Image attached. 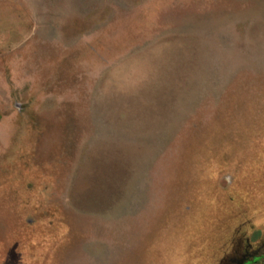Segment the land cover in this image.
I'll list each match as a JSON object with an SVG mask.
<instances>
[{
    "label": "rangeland",
    "instance_id": "rangeland-1",
    "mask_svg": "<svg viewBox=\"0 0 264 264\" xmlns=\"http://www.w3.org/2000/svg\"><path fill=\"white\" fill-rule=\"evenodd\" d=\"M180 24L189 31L121 71L133 50ZM262 87L264 0H0V153L17 107L31 101L51 121L41 153L65 130L74 146L61 201L79 218L81 243L65 264L217 262L224 217L235 224L246 208L264 217V129L256 137L244 118L257 106L264 113V97H245ZM225 104L243 106L242 119L237 110L222 115L199 138L200 124L231 109ZM223 140L232 168L255 157L249 167L263 179L252 172L243 195L212 199L221 157L207 151Z\"/></svg>",
    "mask_w": 264,
    "mask_h": 264
},
{
    "label": "flooded vegetation",
    "instance_id": "flooded-vegetation-1",
    "mask_svg": "<svg viewBox=\"0 0 264 264\" xmlns=\"http://www.w3.org/2000/svg\"><path fill=\"white\" fill-rule=\"evenodd\" d=\"M128 29L124 30V34H132ZM131 31L134 33L135 30ZM253 90L255 92L250 94V97L245 96L246 102L248 100L257 104L258 97H264V93L257 94L256 91L264 90V87ZM241 98L243 97H238L236 104ZM225 105L231 109L221 108L218 118L210 119L205 125L200 124L199 128L202 127V130L198 132L199 138H205L208 128L221 123L223 119L221 121L219 119L222 115L224 119H232L233 111L237 110L238 113L235 114L239 120L245 112V108L237 106L238 104L236 107ZM252 111L244 113V118L249 119L246 124L264 123L258 106ZM50 122L36 114L33 101L26 106L17 107L16 116L12 119V123H15L14 134L9 140V146L0 153V212L1 218L5 219L0 222V264H65L80 246L79 218L67 211L61 201V191L74 146L69 143L68 131L65 130L63 135L60 134L54 139L46 153H41L42 139L50 132ZM229 125L223 127L226 129ZM191 133L186 138V146L182 142L183 152L189 151L184 150L192 139ZM225 143L224 141L220 146L219 152L209 151L213 156L221 157L219 163L212 168L213 171L210 170L214 174L217 173L210 180L211 190L206 192L212 199L219 194L226 195L227 198L233 191L235 197L243 195L239 191L243 188L246 176L252 172L259 174L256 181L263 179L262 172L249 167L253 158L247 166H239L234 170L225 161L224 155L231 153L225 150L228 146H225ZM220 167L222 172H218ZM230 173H234L235 180L229 179ZM224 178H228L227 188L220 187V182ZM6 186L9 187L5 188ZM248 194L251 196L252 193ZM251 199H248L250 203L255 204L256 201ZM173 206V200L166 197L163 207L172 212ZM247 213L248 208L235 224L231 222L226 225L224 217L221 229L217 232V237L224 240L223 249L221 248L219 252V260L212 264H264V217Z\"/></svg>",
    "mask_w": 264,
    "mask_h": 264
},
{
    "label": "crops",
    "instance_id": "crops-1",
    "mask_svg": "<svg viewBox=\"0 0 264 264\" xmlns=\"http://www.w3.org/2000/svg\"><path fill=\"white\" fill-rule=\"evenodd\" d=\"M172 19H174V18H172ZM184 19L185 18H182L181 19V23H183V21H184ZM174 21V20H173ZM174 22H176L177 23V19L174 21ZM181 25V24H180ZM179 25V26H180ZM189 28H188V26L187 25H185V24H182L181 25V28H175V29H172L169 33H164V34H162V35H156L154 38H152V40H150L148 43H146L145 45H143L142 47H138V48H136L135 50H133L127 57H125L123 60H121L120 62H119V64H118V66L119 65H121V63L123 62L124 64V66L121 68V71H124V70H127V69H132L133 68V66L134 65H132V66H130V67H128L127 68V65H130V64H134V63H136V62H138V61H140V60H144L146 57H148V56H150V55H152V48H153V44L155 43V42H157V43H160V42H163V41H165L167 38H168V36H170V35H172L173 33H178L179 31H180V33H183V31H186V32H188L189 30H188ZM181 37H185V36H183V35H181ZM117 66V65H116ZM116 66L115 67H113L112 69H114V68H116ZM111 69V70H112ZM110 70V71H111ZM224 83H221V85H223ZM125 135V134H124ZM118 136V135H117ZM116 136V137H117ZM126 136V135H125ZM126 138H128V139H130V136H126Z\"/></svg>",
    "mask_w": 264,
    "mask_h": 264
},
{
    "label": "trees",
    "instance_id": "trees-1",
    "mask_svg": "<svg viewBox=\"0 0 264 264\" xmlns=\"http://www.w3.org/2000/svg\"><path fill=\"white\" fill-rule=\"evenodd\" d=\"M262 112H263V110H261L260 111V113H261V115L264 117V113L262 114ZM248 127H250V128H252L254 131H255V136H258V135H260L259 134V131H261V129H264V123H260V122H257V123H254V124H251V125H248ZM228 128L229 127H227L226 128V130H228ZM230 134V133H229ZM228 135V134H227ZM226 135V136H227ZM225 140H223L221 143H223ZM219 144L220 146L222 145V144ZM226 143H228V145L230 146V142L229 141H226ZM231 147H229V149H230ZM260 148V147H259ZM258 148V150H260ZM237 150V149H236ZM207 152H209V151H207ZM256 158H259V157H256ZM253 159H255V157H253ZM229 159H228V156H226L225 157V161H228ZM239 166H243V161L242 160H240L238 163H237V165H234L233 166V169L235 170L236 168H238Z\"/></svg>",
    "mask_w": 264,
    "mask_h": 264
}]
</instances>
